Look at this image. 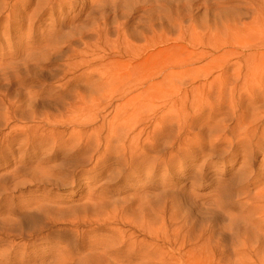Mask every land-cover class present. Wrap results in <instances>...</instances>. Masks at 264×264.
Returning a JSON list of instances; mask_svg holds the SVG:
<instances>
[{
  "label": "rangeland",
  "instance_id": "374dc122",
  "mask_svg": "<svg viewBox=\"0 0 264 264\" xmlns=\"http://www.w3.org/2000/svg\"><path fill=\"white\" fill-rule=\"evenodd\" d=\"M77 1L72 7L66 5L59 9L56 6L51 8L40 4L39 0L10 2L0 0L2 7L7 3L6 6L11 8L17 3L12 8V13L0 7L2 17L0 59L1 55H7L3 58L4 63L8 62L9 53H18V48L23 49L30 31L34 36L33 45H39L44 39L40 36L41 33L45 36L60 25L54 37L51 36V39L47 38L46 41V44H51L55 49H51L50 53L44 56L35 52L32 54L34 57L42 56L44 60L36 63L32 62L35 60L33 59L25 63L22 60L25 58L21 56L22 53L19 56L14 54L16 66L5 73H0V95L4 97L0 98V148L6 146L8 148V145L3 143L2 135L7 134L10 127H22L28 120L41 118L40 115L60 120L86 118L111 120L127 104L135 106L146 104L147 89L144 87L145 84L140 85L145 76H154L153 74L158 73L151 82L159 85L158 91L161 95L172 90L175 92L170 86L178 85L181 79L163 80L166 74L178 76L186 69L205 72L211 68L210 62L225 51L237 54L236 57L229 59L230 64L233 63L229 66L230 73L240 67L241 75L246 74L251 79L254 95L258 93L259 88H263L264 0H79L78 3ZM4 13L12 14L10 19L15 20L16 26L11 24L8 28V20L5 18L7 15ZM9 30L11 31L6 34ZM96 31L101 33L105 31L102 35L107 33L108 36L107 40L104 38L103 43L100 42L102 50L99 49L98 53L102 60L99 63L93 62L94 66L91 64L90 69L96 71L90 79L86 74H82L87 69L81 65V61L92 58L77 57L72 51H82L81 54L88 52L89 50H84L87 48L85 40L95 37ZM2 34L6 35L4 39ZM166 39L168 42L165 44L163 42ZM152 40L158 43V47L150 49L139 58L132 59L127 55L120 57L117 54L118 49L127 42L135 51L141 47H148ZM224 40L236 46L246 47L245 51L226 48L210 52L200 61H194L192 58L195 57L192 55L199 53V49L208 52L211 46L217 47ZM71 47L72 49H69ZM151 51L154 53L151 54ZM156 54L157 56H151ZM150 56L153 59L151 62L148 61ZM19 60H22L21 63ZM73 67L76 70L70 73L69 70ZM155 67L158 69H153ZM114 75L119 77L116 84H106L105 80L99 86L103 76H107L110 81ZM261 77L262 83L258 82ZM13 78L16 83L13 82ZM10 79L13 80L12 83ZM89 79L90 82H96L98 88H92ZM19 83L23 86L20 87ZM22 87H25L29 94H22L26 93ZM247 89L250 90L249 86ZM209 92L210 90L205 89L204 100L211 102ZM33 95L35 97H32ZM162 100L163 98L156 97L153 106L162 105L164 103ZM7 103H16L15 108L18 109H10ZM84 103L95 106L88 112H72L74 105ZM121 112L123 113V110ZM154 113L150 109H141L136 113V118H153ZM263 113L257 115L258 120L254 122L260 121V129L264 128ZM92 126L94 125H89L88 128ZM71 129L67 128L65 140L78 137L69 135ZM59 130L64 131L66 128ZM242 132L243 130H240V134ZM163 137L157 144L162 162L155 174H151L147 169L148 163L141 166L136 164L130 170L127 167L125 169L120 167L114 159L101 163L100 168H97L94 162L87 163L86 158L89 154H84L82 164H78L75 170L68 171L70 176H76L73 187L54 190L49 187L45 190L59 203L58 207L61 206L59 211L49 212L50 217L57 216L56 219L61 223L55 227H47L39 236L30 239L18 235L22 227H26L20 220L23 212L21 205L28 200L31 193L39 196L42 188H38L36 183L32 186L24 182L26 180L20 183L21 186L18 184L23 177L21 178L17 171L27 162L19 163L21 151L14 149L13 156L8 152L6 156L1 157L0 188L3 189H0V264H264V203L263 198L259 200V197L264 195V144L258 145V149H255L258 154H255L250 162L246 158L247 153L242 154L244 152L240 145L232 147L226 141L219 144L216 133L210 135L205 132L194 137L190 144L187 143L188 148H185L189 152L182 149L185 154L183 155L181 151H176L180 154L172 156L171 160L168 159L171 152L168 136ZM48 148L50 146L44 147L40 158L49 155ZM175 149L177 148L172 150ZM57 155L55 161L57 165L60 163L69 165L82 160V155L71 154L70 147L67 151L62 149ZM144 157L149 160L147 154L139 152L135 160ZM31 163L33 161H29L27 166L29 167ZM68 172L66 175H69ZM99 197L105 202H97L102 200L98 199ZM88 204L91 205L90 208H87ZM99 221H103L104 224L101 222L102 224L98 225ZM11 228L12 231L14 229L13 232ZM17 229L20 231L17 232ZM106 244H110L108 249L105 247ZM63 246L67 249L64 250Z\"/></svg>",
  "mask_w": 264,
  "mask_h": 264
},
{
  "label": "bare ground",
  "instance_id": "6f19581e",
  "mask_svg": "<svg viewBox=\"0 0 264 264\" xmlns=\"http://www.w3.org/2000/svg\"><path fill=\"white\" fill-rule=\"evenodd\" d=\"M6 1L10 2L11 0H6ZM75 1L76 0H39L38 3H40V4L42 3L43 5H46V6H51V8H53V6H56V7H59V9H63L66 5H70V7H72L73 4L75 5V3H76ZM78 2H79V0L77 1V3ZM85 3H86V1H85ZM6 4H4V6H6ZM16 5H17V3H15L10 8V7H7L8 5L6 7H4V6L2 7V4H1L0 7H2L6 11L11 12L12 8H14ZM41 14H42V12H41ZM5 15H7V17L3 16V18L4 17L7 18L6 20H8V23H7L8 28L11 24H14L16 26V24L14 23L15 20L11 21V19H10V16L12 14L10 15L9 13H7ZM34 15H36V14H34ZM13 18H14V16H13ZM0 19H2V17H0ZM56 27H57L56 30H59L60 25H57ZM27 30L30 31V29H27ZM10 31L11 30L7 31L6 34L9 33ZM55 31H50L45 36H43V33H41L40 36L44 37V39L39 43V45H33L32 42H34V36L31 33L32 31H30V33H28V35L26 34L27 37H26V40L24 41L25 44H24L23 49L18 48L17 49L18 53H14V54L19 56L22 53L21 56H25V58L22 59L23 62L25 61V63H27L33 59H35V60H33L32 62L36 61V63L39 60H44L42 58V56L34 57L32 54H33V52H35L37 54L39 53V54L44 56V55H48L47 53H50L51 49H55L54 47L52 48L51 44H49V43L46 44V41L51 36L54 35ZM96 32H97L96 35H94L95 37H91V38L85 40V44H86L87 48L84 50H89L88 52H86V53L84 52L81 54L82 51L81 52H77V50L72 51L74 53V55H76L77 57L82 56L81 58H83V59H85L87 57L92 58L91 60H88V61L87 60L84 61L83 59L79 58V60H83V61H81V65L86 66V69H87V71H85L82 74L83 75L86 74V76H89V78L96 71V70L90 69L91 64L93 62L99 63L102 60V57L98 53L99 49H101L100 42H102V40H104V38H105V40H107V36H108L107 33H105L104 36L102 35V33L105 31H103L102 33H101V31H96ZM2 37L4 39L6 37V35L2 34ZM76 39H78V38H76ZM79 40H80V38H79ZM20 41H22V40H20ZM154 41L152 40V43H150L148 45V47L147 46L141 47L140 49H137V50L135 49V51L132 49L131 45L127 42L124 45H122L123 47H121V48L119 47L121 50L118 49V51H117L118 53L117 52L116 53L120 57H121V55H127V56H131L132 59H136V58L141 57L144 53H147L148 51H150V49H156L158 47V45H157L158 43H156ZM51 42H53V41H51ZM54 42H56V41L54 40ZM54 42H53V44H54ZM167 42H168V40L166 39L163 43L166 44ZM229 42L230 41H228V40H224L221 43V45H218L217 47L211 46L210 50L208 52H205L201 48V49H199L198 54L192 55V56H195L192 58L194 59V61H197V60L200 61V59H202L203 57L210 54V52L222 51L223 49H226V48H232L236 51L240 50L241 52L245 51L246 47L236 46L233 43H229ZM71 43H73V42H71ZM118 43H119V41H118ZM74 45H75V43H74ZM53 46H55V45H53ZM57 46H59V45L57 44ZM102 46H103V44H102ZM75 48H77V47H75ZM69 49H72V47ZM78 51H80V50L78 49ZM69 53H71V52H69ZM153 53L154 52H152L151 54H153ZM234 53H231L230 51L223 52V54L220 57H218V58H216L210 62L211 68L205 72L199 71V70L186 69L184 71V73L178 74V76H176V75L170 76V74H166L165 77H163V80H168L169 78L170 79L175 78L176 80L181 79V82H179L178 85L174 86L171 84V86H170L171 88L175 89V92H173V90H172L170 92H166L165 94L161 95V93L158 91L160 89L159 85L154 83V82H151L152 78H155L158 73L153 74L154 76H149V75L145 76L143 78V80L140 81V85L145 84L144 87H146V89H147L145 91L146 92L145 94L147 95L146 96V98H147L146 104L141 103L140 105H137V106H135L133 104H127L125 107L121 108L117 112L115 117L111 120H107L105 118H102V119H98V118H95V119H89L88 118L87 119L86 118V119H72V120L62 119V120H60L57 118L50 119L48 117H42V115H40L41 118L38 117V118L32 119L31 121L28 120L29 122L27 121V123L22 125V127H20V126L19 127H16V126L10 127L8 129V132H6L7 134L2 135L3 143L7 144L8 148H7V146L5 148H0V158L4 157V155L6 156L8 152L13 156L15 150L21 151L22 157H21L19 163L22 164L24 161H27V162L24 166L20 167L21 168L20 170L17 171L20 174V177L21 178L23 177L22 179L19 177V179H21V180L18 182V184L20 185L21 182L26 180L24 182L29 183L31 185L32 184L34 185L36 183L38 185V188H42L41 190L38 189V190H40L39 196L31 195L32 194L31 193L28 196V200L25 201L23 205H21V209L23 210V212H22V218L20 220L22 221V223L23 222L25 223L26 227H24V228L22 227L21 231H20V229L19 230L17 229L16 230L17 232L20 231V232H18L19 234L18 233L17 234L21 237L24 236L23 238H26V239L29 238L30 239V238H34V237L39 236L41 233L44 232V230L47 227H49V226L55 227V225H57L58 223H61V221L59 219H56L57 216H55L53 218L54 215L50 217V214H49V212L52 213L53 211L56 212V210L59 211L61 206L58 207L59 203L55 202L54 199L52 197H50L51 193L45 192V190L49 187L53 188L52 190L60 189V188L73 187L74 184L76 183V179H75L76 176L75 177L70 176L68 171L70 169L75 170V168H77L78 164H82L83 159L85 157L84 154H89L88 158H86L87 163L94 162V166L97 168H100L99 165H101V163H104L105 161L109 162V161H111L110 159H114L115 162L117 161L119 163L120 167H124V169H125V167H127V169H130V170H132L134 165H136V164H140V166H141V165H144L145 163H148L147 169L149 170V172L151 174H155L158 167L160 166V162H162L161 153H160V151H157V149L159 150V147L157 144L160 141L161 137L166 136V138H167V136H168L167 139H169V147L171 149V152L170 153L168 152L169 153L168 159L172 160V158H173L172 156L175 157V155L177 154L176 151L180 152L182 149H187L188 148L186 146L187 143L190 144L191 143L190 141L194 137L200 136L203 133L205 134V132H207V134L209 133L210 135L216 133L218 141L220 142L219 144H221V141H223V142L226 141V142H229V144L232 147H237V146L239 147V145H240L241 148H243L242 152H244L242 154L247 153L246 158H248L251 162V160H253L254 155L258 154L257 153L258 151L255 152V149H258L259 144H261V143L264 144V130H263L264 128L263 127H262L263 129H260L261 127L259 128V126H260L259 122L260 121H258V123H254V122H257V120H258L259 116L257 117V115L264 112V85H263V88H259L258 93L256 95H254L253 94V87L251 86V79L249 77H247L246 74L243 76L241 75L242 70L240 67L237 68V70H234L233 72L230 73L229 66L233 65V63L230 64L229 59H232L233 57L237 56V54L234 55ZM240 53H238V54H240ZM14 54H11V53L8 54L9 55V57H7L8 62H6V63L3 62V58L7 55H1L0 73H5L6 71H8V69L14 68L15 63L17 62L16 61L14 63V61L16 60V59L15 60L13 59ZM151 56H157V54L151 55ZM151 56L148 57V58H150L149 60L147 59L149 62L153 61ZM73 57H75V56H73ZM21 61H20V63H21ZM28 64H30V63H28ZM67 65H69V64H67ZM92 65L94 66V64H92ZM153 69L157 70L158 68L155 67ZM75 70H76L75 67H73L69 70V72L72 73V72H75ZM65 75H67V74H65ZM115 76H118V75H114V77L112 79H110V81H109V78L107 76H103L101 78L102 81L99 82V86H100V84H103V81H105V80L107 81L106 84H116L118 82L119 77H115ZM181 77H183V78H181ZM177 78H179V79H177ZM90 79L88 82H90ZM13 80H11L10 82L11 83H12V81L15 82V78H13ZM83 80H84V78H83ZM92 80H93V78H92ZM68 81H70V80H68ZM262 81H263V77L258 79V82L262 83ZM3 82H4V80H3ZM64 82H66V80ZM17 83H18V81H17ZM90 83L92 85V86L90 85L92 88H95V87L98 88L96 82L91 81ZM185 84H187V85H185ZM62 85H63V83H62ZM85 85H86V83H85ZM21 86H23V84H20V87ZM248 86H249L250 90L247 89ZM22 88L24 89L25 87H22ZM205 89L210 90L209 96L211 98V102L206 101L207 99L204 100ZM24 90L26 91V93H22V94H25V95L29 94V92H27V89H24ZM121 90H123V89H121ZM183 90H184V92H183ZM20 91H23V90H20ZM172 92H173V94H172ZM32 97H35V96L33 95ZM120 97H122V95ZM156 97L163 98L162 101L164 103L160 106L154 107L153 101L156 99ZM0 98H4V97L1 96ZM22 98H23V96H22ZM28 98L30 99V97H27V99ZM2 101H5V100L2 99ZM2 103H5V102H2ZM22 103L20 102V104H22ZM27 103H29V102H27ZM259 103H261V104H259ZM17 104H18V102H17ZM7 105L10 106V109H14L16 103H12V104L7 103ZM105 105H107V104H105ZM2 106H4V105H2ZM94 106L91 105L90 103H88V104L84 103V105H78V106L74 105L72 107V112H75V113H79L80 111L81 112H88V111H91ZM103 107H105V106H103ZM44 108L46 109L47 106ZM15 109H18V107ZM141 109H143V110L150 109L151 111L155 112L153 118H144V119L136 118V113ZM121 110H123V113L121 112ZM12 112H13V110H12ZM40 114H42V113H40ZM151 117H152V115H151ZM11 118H10V120H11ZM16 119H14V120L16 121ZM89 125H94L90 128L91 130L88 128ZM262 126H264V123ZM69 127L72 128L69 135H72L73 137H74V135H77L78 137L73 138V139H69V140H65V134L67 133V128H69ZM62 128H66V130L60 131L59 129H62ZM147 130H149V131H147ZM240 130H243L242 134H240ZM258 131H260V133ZM48 138L50 141H48ZM230 138H232V139H230ZM45 146H50V148H48L50 150V153H48L49 155L47 154L48 155L47 157L40 158L41 157L40 154L42 153ZM198 146L201 147L200 144ZM259 146H262V145H259ZM68 147H70V151H71L72 155H74V154H78L77 156L82 155L81 156L82 160L78 163H72L69 165H65V164H61V163L59 165H57L55 163L56 159L58 158L57 154H59L62 149H66V151H67ZM175 147L177 149H175L174 150L175 152H174L172 149H174ZM185 147H187V148H185ZM226 147H227V145H226ZM139 152L140 153L143 152V153L147 154L149 156V160L145 159L146 155L142 159L137 158L135 160V156ZM186 152H189L188 149ZM183 153L184 152H182V154ZM178 154H180V153H178ZM178 154H177V156H178ZM242 154H241V156H242ZM183 155H185V154H183ZM68 157H70V155ZM248 159H246V160L248 161ZM86 160H85V163H86ZM29 161H33V163H31L28 167L27 165H28ZM88 165H90V164H88ZM15 168H17V167H15ZM121 170H123V169L121 168ZM66 172H68L69 175H66ZM86 175H87V173H86ZM9 176H10V174H9ZM11 177H12V175H11ZM25 177H26V179H25ZM15 179H17V178H15ZM12 180L13 179H11V181ZM29 184H27V186H29ZM24 186H26V185H24ZM11 187H13V186H11ZM6 189L7 188H5V190ZM12 190H13V188H12ZM23 190H25V189L23 188ZM42 190H44V191H42ZM49 192H51V190ZM91 195L92 194H90V196ZM88 198H90V197L88 196ZM261 198H263L262 202L264 203V195H263V197H259V200ZM11 199H14V198H11ZM98 199H102V200H99V201L95 200V201L105 202L103 200V198L99 197ZM95 201H93V202H95ZM17 202H18V200H17ZM93 205H95V204H93ZM100 205H101V203H100ZM120 205L123 206V204H120ZM90 206L88 204L87 208H90ZM12 207H13V205H12ZM83 208H84V206H83ZM92 208H94V206ZM107 209H108V207L105 208L106 211H107ZM95 210L93 209V211H95ZM98 210L100 211L99 208H98ZM98 212H97V214H99ZM61 215H63V214H61ZM117 216H119V215H117ZM121 216H122V214H121ZM123 216H126V215H123ZM62 218H60V219L63 220L64 218L63 219ZM128 219H129V217H128ZM12 220H11V222H12ZM17 220H19V219H17ZM116 221L119 222L118 220H116ZM9 222L10 221H8V223ZM63 222H66V221H63ZM86 222L90 223L89 220H86ZM101 222L103 223V221H101ZM101 222L99 221L98 225L102 224ZM133 222H134V220H133ZM16 223L18 224V222H16ZM16 223H14V225ZM94 223H93V225L97 224V223H95V224ZM68 224H70V223H68ZM126 225H128V223ZM19 226H20V224H19ZM23 226H24V224H23ZM124 226H125V223H124ZM136 226H137V224H136ZM72 227H74V226H72ZM76 229H77V227H76ZM132 229H134V228H132ZM135 229H137V228H135ZM11 231H12V228H11ZM13 231H14V229H13ZM16 231H15V234H16ZM56 232H59V231H56ZM9 233H7V234H9ZM8 237H11V236H8ZM15 237L20 238L18 236H15ZM114 243H115V241H114ZM106 245H105V247H107V249H108V245H110V244H106ZM66 246H63L65 249L64 248H62V249L66 250L67 249ZM116 246H118V245H116ZM22 250H24V249L22 248ZM96 250H98V249H96ZM104 250H106V249H104ZM105 254H106V252H105ZM103 255H104V253H103ZM6 256L7 255H5V257ZM104 256H106V255H104ZM59 261H58V263H59ZM56 262H57V260H56ZM71 262H72V260H71Z\"/></svg>",
  "mask_w": 264,
  "mask_h": 264
}]
</instances>
